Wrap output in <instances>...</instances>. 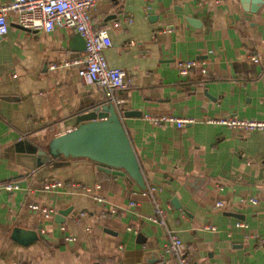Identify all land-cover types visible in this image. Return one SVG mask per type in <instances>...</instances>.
I'll return each mask as SVG.
<instances>
[{"label": "crops", "instance_id": "obj_1", "mask_svg": "<svg viewBox=\"0 0 264 264\" xmlns=\"http://www.w3.org/2000/svg\"><path fill=\"white\" fill-rule=\"evenodd\" d=\"M256 1L99 0L90 16L108 29L107 65L130 81L116 91L118 108L76 68L60 66L82 58L78 33L27 30L8 14L0 37V183L15 181L19 189L0 190V264H178L164 252L166 228L148 219L156 204L189 264H264V246L245 236L264 237V129L204 121L264 120V0ZM192 59L205 62L206 73L182 77L176 61ZM105 105L122 121L144 190L89 159L63 156L51 143L76 127L77 116ZM146 116L196 122L178 127ZM28 147L48 159L30 168ZM49 179L92 189L44 191ZM33 203L54 212L46 217ZM112 207L118 212L110 214Z\"/></svg>", "mask_w": 264, "mask_h": 264}, {"label": "built area", "instance_id": "obj_2", "mask_svg": "<svg viewBox=\"0 0 264 264\" xmlns=\"http://www.w3.org/2000/svg\"><path fill=\"white\" fill-rule=\"evenodd\" d=\"M99 0H11L10 2L0 5V37L4 36L9 29L8 14L13 13L19 26L27 30H41L44 32H53L57 28L63 27L74 30L84 40V54L82 58L72 57L65 60L60 66H71L77 69V73L82 81L88 84H94L102 90H105L111 97L113 104L118 108V100L115 98L116 91L126 88L130 85V81L126 79L125 71L117 67H109L107 65L104 50L112 45L108 29L106 26H96L92 22L90 10L94 8ZM131 22V19L128 20ZM252 60L258 61L252 57ZM205 62L197 60H178L176 68L178 73L184 77L191 71L199 69L202 73H206L204 67ZM52 68L55 66L52 65ZM155 124L162 122H173L178 127H183L196 122L193 118L181 117H155L146 116ZM205 122L212 124L224 125L228 128L244 131H255L264 129V120L244 119L236 115H227L220 118H205ZM67 187L76 190H82L86 193L91 192V187L81 183H65L59 180H46L42 183L41 188L44 191L53 190L60 187ZM98 187L97 185L95 186ZM14 191L19 189V184L15 181H7L0 183V190ZM154 188H148L146 194L151 195ZM145 194V193H144ZM98 201H105L101 196H94ZM256 204L255 199L250 200ZM132 206H136L137 202L132 201ZM217 206H222L221 202ZM34 210H41L44 216H49L54 212L51 208H41L38 204H30ZM110 214L117 213L118 209L112 207L109 209ZM148 219L166 228L168 234L167 243L164 246V252L171 255L178 264H189L185 255L186 247L177 234L171 232L166 227L165 212L157 204L154 213ZM239 227H245V224L239 222ZM205 228L215 231L216 227L206 224ZM248 238L255 239L260 246H264V237L257 234H246ZM67 239L73 240V237Z\"/></svg>", "mask_w": 264, "mask_h": 264}, {"label": "water", "instance_id": "obj_3", "mask_svg": "<svg viewBox=\"0 0 264 264\" xmlns=\"http://www.w3.org/2000/svg\"><path fill=\"white\" fill-rule=\"evenodd\" d=\"M251 1L257 2L256 0ZM81 41L84 47L83 38ZM51 143L58 153L65 157L89 159L103 172L127 176L136 182L142 190L146 187L130 139L120 117L110 105L103 106L101 110L96 108L93 111L80 114L76 118V127L69 132L55 136ZM26 153L31 154L29 158L33 164L30 165V168L36 167L48 159L45 152L38 151L35 147H28ZM60 214L64 215L65 213ZM32 234L31 241L37 237L36 233ZM12 237L16 241L22 242L14 235Z\"/></svg>", "mask_w": 264, "mask_h": 264}]
</instances>
